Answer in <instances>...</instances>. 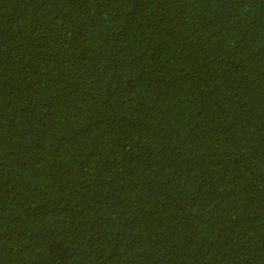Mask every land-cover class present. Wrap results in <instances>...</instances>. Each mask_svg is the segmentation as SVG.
<instances>
[{"label": "trees", "instance_id": "16d2710c", "mask_svg": "<svg viewBox=\"0 0 264 264\" xmlns=\"http://www.w3.org/2000/svg\"><path fill=\"white\" fill-rule=\"evenodd\" d=\"M0 264H264V0H0Z\"/></svg>", "mask_w": 264, "mask_h": 264}]
</instances>
